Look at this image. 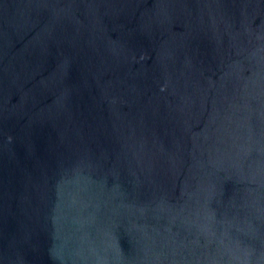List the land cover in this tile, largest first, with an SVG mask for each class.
I'll return each mask as SVG.
<instances>
[{"label": "water", "instance_id": "95a60500", "mask_svg": "<svg viewBox=\"0 0 264 264\" xmlns=\"http://www.w3.org/2000/svg\"><path fill=\"white\" fill-rule=\"evenodd\" d=\"M0 264H264V0H0Z\"/></svg>", "mask_w": 264, "mask_h": 264}]
</instances>
